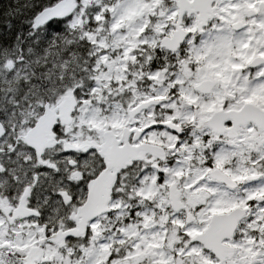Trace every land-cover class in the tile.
Masks as SVG:
<instances>
[{"label": "snow or ice", "instance_id": "1", "mask_svg": "<svg viewBox=\"0 0 264 264\" xmlns=\"http://www.w3.org/2000/svg\"><path fill=\"white\" fill-rule=\"evenodd\" d=\"M0 264H264V0H0Z\"/></svg>", "mask_w": 264, "mask_h": 264}]
</instances>
